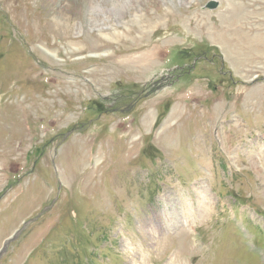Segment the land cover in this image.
Returning a JSON list of instances; mask_svg holds the SVG:
<instances>
[{
    "label": "rangeland",
    "instance_id": "rangeland-1",
    "mask_svg": "<svg viewBox=\"0 0 264 264\" xmlns=\"http://www.w3.org/2000/svg\"><path fill=\"white\" fill-rule=\"evenodd\" d=\"M123 1L0 0V264H264V0Z\"/></svg>",
    "mask_w": 264,
    "mask_h": 264
},
{
    "label": "bare ground",
    "instance_id": "bare-ground-1",
    "mask_svg": "<svg viewBox=\"0 0 264 264\" xmlns=\"http://www.w3.org/2000/svg\"><path fill=\"white\" fill-rule=\"evenodd\" d=\"M75 2L76 1H78V0H74ZM92 1V0H91ZM144 2H146V0H144ZM93 3V2H92ZM59 4H61V3H59ZM143 3H142V1L141 0H124L123 2H122V5H121V7H119L118 8V6H115L114 5V7L112 8V9H110V13L114 16V17H117V20L118 19H121V18H123L124 17V15L129 11V9L130 8H134V7H136V6H138V7H140L141 5H142ZM55 5H57V3H55ZM91 7H90V10H92V8H93V5L91 4L90 5ZM63 8H64V6H62ZM89 7V6H88ZM96 7V6H95ZM137 7V8H138ZM99 8V7H98ZM142 8V7H141ZM76 9V8H75ZM89 10V11H90ZM101 10V9H100ZM138 11V10H137ZM130 12V11H129ZM140 12V11H139ZM79 13H81V11L79 10ZM102 13V12H101ZM108 13H109V11L106 13H104V16L102 17L101 15L100 16H98V17H92V15L89 13L88 14V18L89 19H92V20H90V23H94V25L96 26V28L97 29H99L100 31H101V29L103 28V27H105L106 26V24H104V23H101L102 21H107V19L109 20V18H110V15H108ZM141 13V12H140ZM137 14V13H136ZM136 14H134L133 16H135ZM60 15V14H59ZM58 15V20H59V22H61L62 24H65V16H63V15H60L59 16ZM103 15V14H102ZM137 15H139V14H137ZM136 15V16H137ZM135 16V17H136ZM58 22V23H59ZM60 23V24H61ZM99 23V24H98ZM77 25H79V24H77ZM54 28V27H53ZM92 29V28H91ZM90 29V30H91ZM82 30H84V28H81L80 29V31H82ZM108 35H110V36H106V38L107 39H110V40H112L115 36L116 37H118L119 36V32L118 31H114V33H112V34H108ZM78 49V48H77ZM102 49H103V47H101V45H99V44H93L92 45V51H91V53L90 54H92L93 56H97L98 54H100V53H102V52H104V51H102ZM45 51L47 52V53H49V54H51V55H53V56H58L57 54H56V52L55 51H53L51 48H46L45 49ZM259 161H258V159L254 156L253 157V165L257 168V169H260V171H264V169L262 168V167H260L259 165ZM133 246V244L132 243H129V246L128 247H132ZM132 257H134V256H132ZM132 261H133V263L135 264L136 262H137V260L135 259V258H132Z\"/></svg>",
    "mask_w": 264,
    "mask_h": 264
},
{
    "label": "water",
    "instance_id": "water-1",
    "mask_svg": "<svg viewBox=\"0 0 264 264\" xmlns=\"http://www.w3.org/2000/svg\"><path fill=\"white\" fill-rule=\"evenodd\" d=\"M219 6V1L218 0H210L209 2L206 3L205 8L208 9H216ZM18 232H15L10 236L8 239L5 240L2 248L0 249V257L4 253V251L7 249L8 245L12 240H14L17 237Z\"/></svg>",
    "mask_w": 264,
    "mask_h": 264
}]
</instances>
